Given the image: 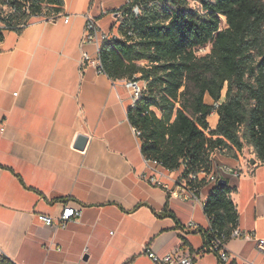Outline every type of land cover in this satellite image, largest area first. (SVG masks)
<instances>
[{"label":"crops","instance_id":"obj_1","mask_svg":"<svg viewBox=\"0 0 264 264\" xmlns=\"http://www.w3.org/2000/svg\"><path fill=\"white\" fill-rule=\"evenodd\" d=\"M64 2L57 21L34 18L22 30L2 31L0 250L21 264H155L149 253L183 245L200 253L211 230L205 205L170 182L167 192L140 178L131 94L124 80L83 61V15L117 31L115 11L125 0ZM85 50L95 55L94 47ZM256 161L247 167L243 158L215 154L216 163L243 170L227 179L244 237L228 242L225 264H264V165ZM201 198L208 199L207 187ZM66 206L82 208L83 216L65 229L37 217L58 219ZM190 221L199 232L185 228ZM195 264L221 262L207 252Z\"/></svg>","mask_w":264,"mask_h":264},{"label":"trees","instance_id":"obj_2","mask_svg":"<svg viewBox=\"0 0 264 264\" xmlns=\"http://www.w3.org/2000/svg\"><path fill=\"white\" fill-rule=\"evenodd\" d=\"M64 4L0 0V24L22 30L36 17L58 16ZM136 6L139 15L132 11ZM115 13L124 17L120 38L104 43L101 61L114 81L136 77L143 85L128 111L143 156L171 171L186 164L184 178L196 169L210 171L218 152L242 158L246 146L264 165V0H129ZM207 45L210 52L198 57L196 50ZM213 112L219 117L215 129ZM207 188L211 230L203 233L204 247L222 235L229 242L239 218L229 185ZM0 264L13 263L0 257Z\"/></svg>","mask_w":264,"mask_h":264},{"label":"built area","instance_id":"obj_3","mask_svg":"<svg viewBox=\"0 0 264 264\" xmlns=\"http://www.w3.org/2000/svg\"><path fill=\"white\" fill-rule=\"evenodd\" d=\"M125 2V5H127L129 3V0H125ZM132 11L135 15L140 14V10L137 6L133 7ZM83 17L85 19V30L81 41L83 61L94 67L99 73H105L101 61V48L104 43L110 41L111 39L120 38V35L117 31L103 30L98 20L91 13H86L83 15ZM36 18H42L45 22H54L57 21L58 16H40ZM116 19L120 24L124 19L123 14L117 13ZM65 21L68 22L69 17H67ZM27 25L28 24H24L21 26V28H25ZM0 30H7V27L0 24ZM129 35H132V33H129ZM90 46L94 47L95 49L94 56H92L85 50ZM124 86L131 94L132 107H135L137 101L143 94V85L139 80L136 79V77H134L133 79L124 81ZM15 96H17V94H15ZM218 106L219 103L214 104L215 109L218 108ZM215 114L216 113L213 112L212 116ZM134 131L137 136H139V132L135 128ZM212 159L213 167L210 171H207L205 169H196L194 171H191L187 178H184L182 175L185 170L186 164H184L179 170L171 171L168 170L163 165V163L159 162L158 160L147 159L144 157V170L141 173L140 178L148 184L161 188L167 192H172L173 189L170 184L172 183L173 186H175L182 192L183 197L193 198L205 205L208 199L204 201L202 200V190H198L196 187H194V184L205 182L206 187H210L217 185L220 180H227L229 177L240 178L243 175L242 168L232 167L227 164H218L215 162V156L212 157ZM248 165L250 166V163ZM82 216V208L66 206L60 218L58 219H54L50 216L42 214L38 215L37 217L40 222L48 227H58L65 229L69 223L79 220ZM239 226L240 218H238L237 228L233 231L230 240L242 239L244 237V234L240 230ZM185 228L196 232L200 231L197 224L193 221L187 223ZM224 238V235L216 237L212 240L211 244L204 247V250L200 253L193 252L188 246L183 245L165 255H158L151 252L148 254V256L155 264H195L197 259L203 253L210 252L215 253L219 257L221 264H225L231 261V256L229 255V250L227 247L228 242H225ZM261 244H263V242H261ZM0 257L8 259L1 250Z\"/></svg>","mask_w":264,"mask_h":264},{"label":"rangeland","instance_id":"obj_4","mask_svg":"<svg viewBox=\"0 0 264 264\" xmlns=\"http://www.w3.org/2000/svg\"><path fill=\"white\" fill-rule=\"evenodd\" d=\"M190 6L192 8H195V9H200V4L195 3V2H191L190 3ZM222 28L223 29L226 28L225 18H222ZM210 50H211V45H207V46H205L203 48L197 49L196 50V55L198 57H203V56L207 55L210 52ZM216 121H217V117L216 116L210 117V123H211V125H214L216 123ZM226 155L229 156V157H232L231 155H229L227 153H226ZM241 157L243 158V160L246 163V166L248 167L249 166L248 164L250 163V158L251 159L252 158H255L256 159L254 149L251 148V147L246 146L244 148V150L242 151V153H241Z\"/></svg>","mask_w":264,"mask_h":264},{"label":"water","instance_id":"obj_5","mask_svg":"<svg viewBox=\"0 0 264 264\" xmlns=\"http://www.w3.org/2000/svg\"><path fill=\"white\" fill-rule=\"evenodd\" d=\"M116 16H117V14H116ZM256 162H257L256 159L255 158H252L251 161H250V164L252 166H254L256 164ZM218 184L220 186H227L228 185V182H227V180H220Z\"/></svg>","mask_w":264,"mask_h":264}]
</instances>
